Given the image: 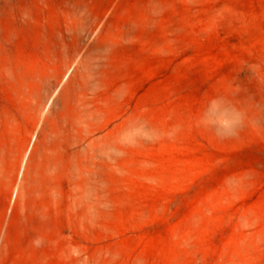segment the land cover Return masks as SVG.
<instances>
[{
	"label": "rangeland",
	"instance_id": "rangeland-1",
	"mask_svg": "<svg viewBox=\"0 0 264 264\" xmlns=\"http://www.w3.org/2000/svg\"><path fill=\"white\" fill-rule=\"evenodd\" d=\"M0 264H264V0H0Z\"/></svg>",
	"mask_w": 264,
	"mask_h": 264
}]
</instances>
